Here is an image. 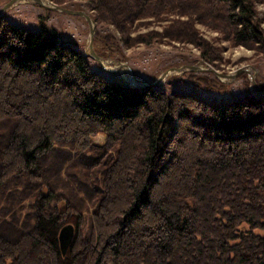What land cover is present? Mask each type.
Listing matches in <instances>:
<instances>
[{"label": "trees", "instance_id": "obj_1", "mask_svg": "<svg viewBox=\"0 0 264 264\" xmlns=\"http://www.w3.org/2000/svg\"><path fill=\"white\" fill-rule=\"evenodd\" d=\"M89 1L128 48L191 42L219 68L199 21L264 52V0ZM42 19H0V264H264V96L132 87Z\"/></svg>", "mask_w": 264, "mask_h": 264}, {"label": "rangeland", "instance_id": "obj_2", "mask_svg": "<svg viewBox=\"0 0 264 264\" xmlns=\"http://www.w3.org/2000/svg\"><path fill=\"white\" fill-rule=\"evenodd\" d=\"M9 1L0 0V9ZM61 6L83 10L94 18L95 9L89 0H68ZM256 8L258 11L257 20L260 22V26L264 28V3H257ZM2 17L34 31L40 30L42 18L47 17L45 20L47 24L57 27L64 40L71 41L88 57L94 70L105 74L110 79L130 81L133 74L130 68L132 67L138 78L152 82L170 68L182 67L183 65H200L205 68L214 67L226 74H233L238 69L247 67L251 69L252 73H256V82L259 85L264 83V52H259L257 49L246 47L243 44L235 45L224 39L220 30L199 21L196 22V28L200 35L210 42L215 49L219 50L220 58L216 60L220 65L219 68L204 61L201 57V48L191 42L164 39L151 45L139 44L131 48L125 47L121 42V33L117 28L96 20L94 48L105 59L104 63L108 68L117 69L116 72L111 73L90 53L91 25L84 16L62 11H49L32 0H19L6 9ZM162 27V24L149 20L148 24L137 27L133 31V35L151 29L162 30ZM107 35H112L114 38L108 40ZM119 45L121 48H117ZM191 73L197 75L196 77L207 76L210 79L218 77L208 70L195 72L184 69L180 72L173 71L170 73L159 86L167 93L173 90L191 91L203 98L219 103L241 99L249 94L255 95L257 93L251 75L247 72L238 74L235 79L218 77L222 82L228 84L227 88L223 90H207L203 84L198 83V79ZM103 139V136H99L97 141L101 142Z\"/></svg>", "mask_w": 264, "mask_h": 264}, {"label": "water", "instance_id": "obj_3", "mask_svg": "<svg viewBox=\"0 0 264 264\" xmlns=\"http://www.w3.org/2000/svg\"><path fill=\"white\" fill-rule=\"evenodd\" d=\"M17 1L19 0H10L8 3H6L1 9H0V19L2 18V16L4 15V12L6 11V9H8L9 7H11L12 5H14ZM34 1V3H37L41 6H44L46 9L48 10H55V11H62L68 14H79L84 16L90 23L91 25V30H90V41H89V48H90V53L91 55H93L98 61L99 63H101V65L109 72L114 73L117 71V69H110L108 68L105 63L103 57H101L95 50L94 48V40H95V35H96V20L89 15L88 13H86L83 10H74V9H70L68 7L65 6H61L59 4L56 3H52L50 0H47L48 3H45L44 0H32ZM131 71H132V76L130 77V81L128 80L130 86L132 87H142V86H147V85H159L160 83H162V81L164 79L167 78V76L170 75V73H172L173 71H183L184 69L190 70V71H195V72H199V71H211L213 73H215L218 77L220 78H231V79H235L236 76L238 74H241L243 72H247L251 75V80L252 82L255 84L257 90L259 91L261 96H264V90L260 87V85L256 82V73H252L251 69L247 68V67H242L240 69H238L236 71V73L233 74H226V73H222L220 71H218L216 68L214 67H210V68H205L202 67L200 65H183L182 67H177V68H170L168 70H166L165 72H163L160 77L158 79H156L155 81H147L145 79H140L135 75V72L133 70L132 67ZM76 235V228L73 224H67L65 225L61 232H60V241H61V247L65 253V250L67 249V247L72 243V241L74 240Z\"/></svg>", "mask_w": 264, "mask_h": 264}, {"label": "bare ground", "instance_id": "obj_4", "mask_svg": "<svg viewBox=\"0 0 264 264\" xmlns=\"http://www.w3.org/2000/svg\"><path fill=\"white\" fill-rule=\"evenodd\" d=\"M44 2H45V3H48L47 0H44ZM258 92H259V91H258ZM259 95H260V93H259Z\"/></svg>", "mask_w": 264, "mask_h": 264}]
</instances>
